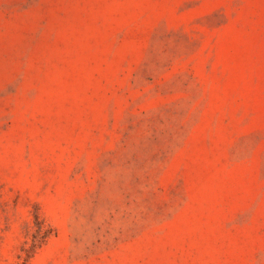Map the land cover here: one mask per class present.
<instances>
[{
    "label": "rangeland",
    "instance_id": "obj_1",
    "mask_svg": "<svg viewBox=\"0 0 264 264\" xmlns=\"http://www.w3.org/2000/svg\"><path fill=\"white\" fill-rule=\"evenodd\" d=\"M0 264H264V0H0Z\"/></svg>",
    "mask_w": 264,
    "mask_h": 264
}]
</instances>
